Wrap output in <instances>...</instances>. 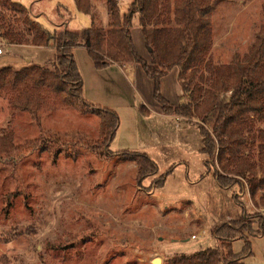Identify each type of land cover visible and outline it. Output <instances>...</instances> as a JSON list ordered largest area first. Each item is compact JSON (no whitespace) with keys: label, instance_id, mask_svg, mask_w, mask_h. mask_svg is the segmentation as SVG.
<instances>
[{"label":"rangeland","instance_id":"374dc122","mask_svg":"<svg viewBox=\"0 0 264 264\" xmlns=\"http://www.w3.org/2000/svg\"><path fill=\"white\" fill-rule=\"evenodd\" d=\"M12 1L50 32L110 28L107 0H91L90 15L75 0ZM133 1H119L121 15ZM263 24L264 0H213L212 63L231 64L235 55L247 54ZM132 35L149 58L138 16ZM73 53L84 98L119 114L112 153L95 149V114L53 100L29 110L0 97V264H152L157 258L165 264L178 254L218 247L212 231L223 222L246 218L254 222L252 232L263 231L264 208L254 204L248 186L240 179L229 188L218 184V164L207 163L197 124L162 113L154 81L139 64L98 68L86 47ZM54 56L52 46L13 44L4 47L0 69L43 66ZM178 75L175 67L161 82L174 104L183 93ZM54 137L63 143L52 142ZM73 143L77 157L69 150ZM123 151L146 153L157 173L139 182L136 163L125 160ZM251 155L258 159L257 143ZM162 177L164 184L156 187ZM246 234L252 254L245 264H264V235ZM245 248V239L233 242L235 253Z\"/></svg>","mask_w":264,"mask_h":264},{"label":"trees","instance_id":"16d2710c","mask_svg":"<svg viewBox=\"0 0 264 264\" xmlns=\"http://www.w3.org/2000/svg\"><path fill=\"white\" fill-rule=\"evenodd\" d=\"M119 1L107 0L111 17L109 29L67 27L60 32H50L23 4L0 0V42L55 49L54 59L46 65L1 68L0 97L29 110L53 100L58 105L95 114L100 121L95 149L102 147L112 153L110 144L120 125L119 114L84 98L83 79L73 49L79 45L86 47L98 68L139 64L154 81L153 96L162 113L184 117L197 124L207 163L216 161L218 164L214 172L218 184L229 188L233 181L242 180L254 204L264 208V24L247 54L235 55L231 64L215 65L208 57L213 44V0H174L173 5H164L165 0H134L122 15ZM75 3L80 12L92 13L91 0H75ZM136 16L149 58L138 51L133 39ZM175 67L179 70L183 90L178 104L168 100L161 88L162 78ZM56 137L52 142L62 144ZM253 143L259 147L257 160L251 155ZM81 144L92 148L83 141ZM69 150L77 157L79 151L75 144ZM120 154L125 160L136 163L139 182L158 171L156 163L146 153L123 151ZM164 182L165 178H160L156 187ZM253 227L254 222L246 218L223 222L212 231L219 241L218 247L178 254L165 264H245V259L252 254L246 232L264 235V229L252 232ZM238 238L245 239L246 243L240 254L233 250V242Z\"/></svg>","mask_w":264,"mask_h":264},{"label":"built area","instance_id":"2783aa9c","mask_svg":"<svg viewBox=\"0 0 264 264\" xmlns=\"http://www.w3.org/2000/svg\"><path fill=\"white\" fill-rule=\"evenodd\" d=\"M6 46H12L11 44H7L5 42H0V54H2L4 52V47ZM196 235H193L192 238H194Z\"/></svg>","mask_w":264,"mask_h":264},{"label":"water","instance_id":"95a60500","mask_svg":"<svg viewBox=\"0 0 264 264\" xmlns=\"http://www.w3.org/2000/svg\"><path fill=\"white\" fill-rule=\"evenodd\" d=\"M161 260L159 258L155 259L152 264H160Z\"/></svg>","mask_w":264,"mask_h":264},{"label":"crops","instance_id":"0c3cea01","mask_svg":"<svg viewBox=\"0 0 264 264\" xmlns=\"http://www.w3.org/2000/svg\"><path fill=\"white\" fill-rule=\"evenodd\" d=\"M121 1H123V0H121ZM85 15H86V14H85ZM66 26H69V23H66V24H65V27H66ZM0 55H1V54H0ZM229 219H230V217H229Z\"/></svg>","mask_w":264,"mask_h":264}]
</instances>
